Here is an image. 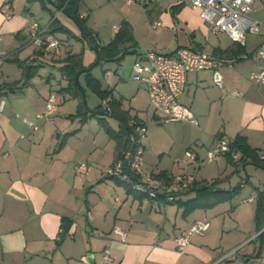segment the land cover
Returning <instances> with one entry per match:
<instances>
[{
  "label": "crops",
  "instance_id": "0c3cea01",
  "mask_svg": "<svg viewBox=\"0 0 264 264\" xmlns=\"http://www.w3.org/2000/svg\"><path fill=\"white\" fill-rule=\"evenodd\" d=\"M7 3L11 2L0 0V54H6V58L0 57V64L16 59L25 69L29 65L38 68L28 80L19 65V78L0 77V264H102L105 247H109L114 264H264V244L257 247L255 222L257 193L264 190V169L252 164L242 169L238 153L232 160L223 154L208 155L218 139L230 141L237 135L264 153V80L250 78L264 68V59L258 54L264 51V0H255L249 15L258 22L259 32L247 33L239 50V43L226 33L211 32L188 0L167 4L143 0L139 6L126 3L130 9L115 27L114 35L123 22L132 30L131 80L133 65L144 62L146 51L171 54L187 47L211 54L221 65V88L214 84L211 70L186 76L180 102L193 112L197 125L166 121L149 106L145 86L133 80V85H127L116 66L114 74L112 70L104 72L106 84L97 78L128 117L126 126L155 125L143 141L142 169L146 174L163 173L172 179L189 174L196 181L219 179L222 190L240 187L229 201L186 215L163 193L158 198L139 197L128 192L127 184L106 176L108 168L123 157L125 146H119L96 117L81 122L72 116L78 99L65 91L68 80L62 60L68 52H75L40 49L30 41L24 46L22 30L28 20L5 10ZM135 9L143 10L137 21L131 15ZM154 23L160 25L154 28ZM91 29L100 46L114 37L101 44L98 33ZM226 50L235 54L234 58L226 56ZM240 52L245 55L240 57ZM124 58L111 62L120 65ZM83 65L91 66L84 61ZM112 75L114 80L109 82ZM233 90L241 96H230ZM51 93L56 95V112L38 118ZM66 102L73 105L72 110H65ZM107 103L100 101L90 109L99 105L105 109ZM106 118L114 130L121 128L118 119ZM162 123L173 124L171 132L158 130ZM188 148L194 150V160L184 156ZM80 163L90 166L82 177L77 173ZM193 196L187 190L181 199ZM202 221H208V230L191 235L185 250L179 251L176 238ZM65 223L70 227L61 240ZM115 228L125 232L124 238Z\"/></svg>",
  "mask_w": 264,
  "mask_h": 264
},
{
  "label": "built area",
  "instance_id": "2783aa9c",
  "mask_svg": "<svg viewBox=\"0 0 264 264\" xmlns=\"http://www.w3.org/2000/svg\"><path fill=\"white\" fill-rule=\"evenodd\" d=\"M49 1L56 2V0ZM141 1L126 0V3L134 4ZM188 1L194 9L199 11L201 19L208 25L211 32H224L233 42L244 45L247 33L257 34L259 32L258 22L249 17L255 6V0ZM62 9L63 6L59 8V11ZM6 17L9 18L10 15L6 14ZM159 25L160 23H154L153 27L157 28ZM22 34L28 36L31 43L45 50L57 52L60 48V40L49 32V24L41 27L38 22H33L22 30ZM258 54L264 59V51L261 50ZM0 57L6 58V54L1 53ZM143 61L133 65L132 80L145 86L149 106L166 121L197 125L193 112L180 102V97L186 87L188 73L211 70L214 84L220 88L223 87L221 65L205 51L187 47H180L171 54L146 51ZM250 78L257 82L264 80V68L252 73ZM229 95L237 97L241 96V92L233 90ZM2 105L3 101L0 102V111ZM56 110V95L51 93L46 99L43 113L39 114L38 118H48ZM25 122L28 127L36 128L34 123ZM145 132L146 125L143 123H137L132 127V131L128 135V147L124 150L123 157L108 168L106 176L127 184L132 191L148 197H157L163 193L168 201H173L178 195L186 193L195 179L192 175L187 174L173 179L168 184L153 175L146 174L142 169V140ZM230 152L229 141L218 139L209 150L208 155L215 157ZM184 156L189 160L196 158L192 148H188ZM231 156L235 158L236 153L231 152ZM260 158L264 159V153L260 155ZM89 169L90 166L87 163H80L77 166V173L82 177L87 174ZM208 228V221L196 222L191 225L185 234L176 238L178 250H185L191 235H202ZM114 232L122 238L125 236L122 229L115 228ZM101 256L102 264H114L109 247L102 250Z\"/></svg>",
  "mask_w": 264,
  "mask_h": 264
},
{
  "label": "trees",
  "instance_id": "16d2710c",
  "mask_svg": "<svg viewBox=\"0 0 264 264\" xmlns=\"http://www.w3.org/2000/svg\"><path fill=\"white\" fill-rule=\"evenodd\" d=\"M9 2H11V0H9ZM79 2L80 0H56V2H53V4L58 8L63 6L62 12L75 24L82 28L80 37L82 41L86 42L92 47H97V53L100 56V62L96 66L101 65L103 62H119L127 54L134 52L133 50H131L135 44L132 30L125 22L121 24L118 31L115 33L114 37L107 45L100 46L97 43V36L95 32L87 26L86 18L81 17V14L79 13ZM49 32L52 34H54L55 32H61L67 34L68 36H72L71 31L64 25H62L57 17H53L50 20ZM59 40L60 43L63 42L61 39ZM237 47V50L242 49L241 44H237ZM227 52L228 51L226 50V56H229L230 59L234 58L235 54L231 56L230 53ZM239 55L240 57H242L245 54L242 55V52H240ZM12 61L15 63L18 62L16 59H12ZM62 62L64 63V65L62 66L63 74L68 80V86L65 88V91L69 92L70 95L78 99L76 112L72 116L81 118V122H84L88 117H96L100 121L107 134L112 139H115L118 142L119 146L123 145V147L125 146L126 149L128 147V135L132 131V127L126 126L128 117H126L124 112L121 111L119 103L111 99L112 92L102 88L100 80L92 76V69L88 73L81 75L84 77L86 86L100 99V101L108 100L107 108L103 109V107L99 105L98 107H96V109L106 111L109 115H111V117L118 119L121 125V128L119 130H114L107 122L106 117H99L90 114L82 101V93L77 88L75 83L76 74L85 68L82 61V53L68 52ZM17 64L25 69V66L22 65V63L18 62ZM37 68L38 66L33 67L32 65H29L24 71V76L26 78L25 80L31 78V76L36 73ZM229 147L231 149V152H234L236 154L238 153L240 155L238 161L242 164L252 163L256 166L264 167V159L260 158V155L262 153L250 147L245 137L237 135L235 138L229 141ZM231 152L225 154L230 160H232ZM153 176L157 179L163 180L168 184L173 180L171 177H168L163 173ZM220 181L221 180L219 179H215L214 181L209 183L204 180H194L190 188L188 189V191L190 190L191 193H194V196L192 198L182 200L181 196L183 194H181L178 195L173 201L169 202L180 207L184 215L189 214L197 209L213 208L220 203L229 201L239 192L240 189V187H236L233 190H222L218 188V184ZM126 188L128 192L134 193L139 197H148L146 195L132 191L128 186ZM255 222L257 232H259L257 237L258 239H262L264 238V230H262L264 229V190H259L257 193Z\"/></svg>",
  "mask_w": 264,
  "mask_h": 264
},
{
  "label": "rangeland",
  "instance_id": "374dc122",
  "mask_svg": "<svg viewBox=\"0 0 264 264\" xmlns=\"http://www.w3.org/2000/svg\"><path fill=\"white\" fill-rule=\"evenodd\" d=\"M143 1V0H142ZM171 0H158L160 4H167ZM8 5L5 6V10H7L10 14H22L28 20L27 26H29L33 22H38L41 27H44L50 23V20L56 16L62 25H64L67 29H69L72 33V36H68L67 34L61 32H55L54 35L59 39H63V42L60 51L64 53L66 48L73 49L75 53H82V60L84 61L85 65L90 66L94 63L96 59V53L89 48V46L85 45L84 41L80 39V35L77 32V27L73 23V21L68 18L63 12L59 11V8L56 7L52 2L49 0H11V3H7ZM136 5H142L140 2H136ZM79 13L85 15L87 18L86 24L87 26L95 29V31L99 35V39L101 44L108 42L109 38L114 35L115 27H118L120 23L125 19L126 12L129 11V7L126 5V0H80L79 2ZM144 10V8H143ZM140 10H134L131 15H133V20L137 21L143 14ZM24 41L23 45L26 46L27 43L30 41L28 36L22 38ZM66 40V41H65ZM69 45L67 46V44ZM40 48V47H39ZM41 49V48H40ZM46 52V51H45ZM134 56L127 55L123 62L117 64V62H103L101 65L96 66L92 69L91 74L95 78H99L104 84H106V80H104V72L111 71V74H114L113 67L119 68V72L123 77V80L127 82V85H133L134 82L130 79V70L133 64ZM18 63V62H17ZM12 61H4L0 64V77L3 78L9 77L12 80L15 78L20 77L21 69L18 64ZM42 70V69H41ZM47 70V69H45ZM46 71H43L42 74H46ZM112 75L109 78V82L113 81ZM118 77V75L116 76ZM81 84L85 88L86 91V102L87 106L91 108L95 104L100 103V99L86 86L84 77L82 76ZM44 83V82H43ZM61 99V97H59ZM59 99V102H61ZM63 105V104H61ZM65 110H69L73 108V105L70 102H66ZM144 124L146 122H143ZM173 124L169 123H162L157 128L163 132H171V127ZM155 127L154 124H150V127ZM147 128L145 136L142 142L145 140L146 135L148 134V130L151 128ZM161 133V132H160ZM144 144V143H143ZM189 195H185L187 197ZM264 230V229H262ZM257 244L259 245L264 244V238L258 239ZM232 251L231 253H234Z\"/></svg>",
  "mask_w": 264,
  "mask_h": 264
},
{
  "label": "water",
  "instance_id": "95a60500",
  "mask_svg": "<svg viewBox=\"0 0 264 264\" xmlns=\"http://www.w3.org/2000/svg\"><path fill=\"white\" fill-rule=\"evenodd\" d=\"M78 26V25H77ZM79 29H80V32L82 33V28L80 26H78ZM95 53H96V60L94 61V63L88 67V68H85V69H82L81 71H79L77 74H76V77H75V83H76V86L77 88L81 91L82 93V101L86 107V109L89 111L90 114L92 115H96V116H100V117H107V116H110L106 111H103V110H100V109H90L88 106H87V102H86V91L84 89V87L80 84V81H79V78L82 74H86L88 73L91 69H93L99 62H100V56L98 55L97 51V47L94 46L92 48ZM247 164H252V163H246V164H243L242 165V169H245L246 165ZM252 165H255V164H252ZM256 166V165H255ZM261 169H264V167H261V166H257ZM246 181H248V174H246V177H245ZM187 192V191H186ZM70 227V224L69 223H65L64 225V233L62 234V237H61V240L64 239L67 231H68V228Z\"/></svg>",
  "mask_w": 264,
  "mask_h": 264
}]
</instances>
